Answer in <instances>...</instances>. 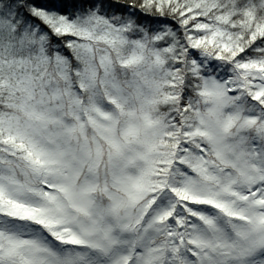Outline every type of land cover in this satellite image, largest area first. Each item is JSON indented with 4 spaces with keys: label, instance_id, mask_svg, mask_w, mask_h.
<instances>
[{
    "label": "snow or ice",
    "instance_id": "obj_1",
    "mask_svg": "<svg viewBox=\"0 0 264 264\" xmlns=\"http://www.w3.org/2000/svg\"><path fill=\"white\" fill-rule=\"evenodd\" d=\"M0 264H264V0H0Z\"/></svg>",
    "mask_w": 264,
    "mask_h": 264
}]
</instances>
